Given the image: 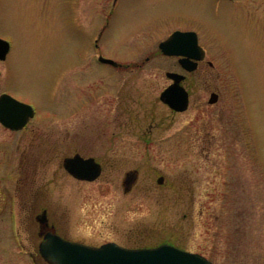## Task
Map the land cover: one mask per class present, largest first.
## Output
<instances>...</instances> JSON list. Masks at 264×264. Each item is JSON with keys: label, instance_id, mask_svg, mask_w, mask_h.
<instances>
[{"label": "rangeland", "instance_id": "374dc122", "mask_svg": "<svg viewBox=\"0 0 264 264\" xmlns=\"http://www.w3.org/2000/svg\"><path fill=\"white\" fill-rule=\"evenodd\" d=\"M110 1L0 0V37L10 45L0 62V93L35 111L21 133L0 125V264H32L38 228L23 211L40 207L56 233L86 245L170 244L213 264H264V0H122L94 48ZM240 17L254 31L235 55L221 43L230 49ZM152 20L159 25L156 42L174 27L200 30L206 54L183 83L190 101L183 113L158 99L170 84L165 72L181 71L173 59L141 58V73L93 60L98 49L104 58L129 62L142 42L134 31ZM123 92L135 101L128 109L138 110V119L116 112ZM211 93L218 95L213 104ZM61 101L68 108L63 116ZM78 101H94L95 112L85 103L76 112ZM76 120L80 135L89 133L83 135L90 149L81 155L97 157L101 176L69 177L58 167L65 153L57 152L51 163H38L37 183L23 184L24 166L37 164L30 156L26 162L39 153L28 149L31 141L39 143L43 130L71 131ZM132 170L136 179L124 192Z\"/></svg>", "mask_w": 264, "mask_h": 264}, {"label": "water", "instance_id": "95a60500", "mask_svg": "<svg viewBox=\"0 0 264 264\" xmlns=\"http://www.w3.org/2000/svg\"><path fill=\"white\" fill-rule=\"evenodd\" d=\"M159 48L166 55L180 56L178 60L186 71H193L197 62L203 58V51L197 45L194 32H174ZM9 50V43L0 38V61L4 60ZM99 61L116 65L111 59L99 57ZM165 76L172 80L159 95L162 103L170 109L182 112L187 108L188 93L180 84L184 76L167 72ZM209 103L217 101V95L211 93ZM33 110L7 94L0 95V123L17 130L22 128ZM63 167L67 173L78 180L94 181L100 174V166L93 158L79 155L64 159ZM136 171L125 174L122 182L123 191L127 192L136 178ZM158 183H161V178ZM47 241L40 246L42 256L51 264H212L198 254L179 250L170 245H161L150 249H126L115 243H106L100 247H88L68 242L57 236H46Z\"/></svg>", "mask_w": 264, "mask_h": 264}, {"label": "flooded vegetation", "instance_id": "af4514ba", "mask_svg": "<svg viewBox=\"0 0 264 264\" xmlns=\"http://www.w3.org/2000/svg\"><path fill=\"white\" fill-rule=\"evenodd\" d=\"M214 1L215 2L217 1V3H219V5H221V4H225L224 2H229L231 0H214ZM121 3H122V0H111L110 1V7L107 11L106 17L104 18V26L102 27V29L100 30L98 35L93 40L94 48L98 47L97 43L99 42L100 38H102L103 33L111 25V20L113 19V16L116 14L117 8L119 7V5ZM240 14H241L240 16L242 17L241 12H240ZM240 18L238 19V23L235 25L236 26L235 27V35L238 38H236V40L228 43V45L230 46V49L227 48L224 44L222 45V43H221V48L223 50H225L227 53H232V54L237 55L240 51H243V50H240V47H243L242 45L244 44V42L248 43L249 40H245V39L249 38L250 33H252L254 31L253 27H252V31H250L248 23H246V22L242 23L245 19H243V18L240 19ZM157 26H159V25L154 23L152 20V22H148L147 24H143L141 26V29H139L138 31H136V32L134 31L135 36L136 37L140 36L141 41H142V42H139L140 45L136 49V54L133 56H130L131 59L128 60L129 62L124 61L121 64L117 63L116 65H108V66L111 67V69H113L117 72H120V73L121 72H123V73H126V72L141 73L144 70V66L142 64L143 61L139 62V59L141 60V58H143L144 63H146L150 60L151 57H153V56L156 57V56L160 55L162 57L174 60V62H175L174 64H176L177 68L180 69L181 71H171V72H176V73L182 74L184 76V79L182 80L181 83H182L183 87L185 88L183 83L185 82L187 75H189V74L197 71L199 68H201L202 64H203L202 62L204 59L197 62V66L193 71L187 72V71L183 70V68L181 67V65L178 62L180 57L179 56L164 55L161 52V50L159 49V43L164 41L171 33L175 32V31H180V32L192 31V32H195V34H196L197 43L203 51V58H204L205 54H206V49H205V46L201 43L200 30L197 28H194V27H187V28L174 27L172 30H170V32L167 35H165L164 38H162L161 40L156 42V40H158V39H156V38H158L157 33H156ZM259 33L263 34L260 31H259ZM241 42H243L242 45L240 44ZM233 46H235V48H233L234 53L231 49V47H233ZM95 50L97 52L91 51V53L93 54V56H92L93 60H95V58H98L99 56H101L99 53V50L98 49H95ZM144 54H145V56L142 57V55H144ZM207 65L210 69L213 68V65L211 62H207ZM185 90L187 91L186 88H185ZM119 92H121V89ZM188 97H189V92H188ZM64 102L65 101H61V103H59L58 109L61 110V112L58 111L57 115L63 116V114H65L64 111H67L68 108L65 107ZM134 102L135 101H130L129 103L133 104ZM80 103L92 105L93 107L92 108L88 107L87 111L88 112H90V111L95 112L94 101H80ZM80 103L78 101V103L75 104L73 107L74 110H76V112L79 111L78 107L80 106ZM129 103H128L127 98H126V93L123 92V96L121 98H119V100L115 104L116 112H118L119 115H128L129 114V115H131V117L138 119V117H139L138 110L128 109ZM189 104H190V101H187L186 110L188 109ZM186 110H184L183 112H185ZM170 111L174 114L183 113V112L173 111L171 109H170ZM34 118H35V111H34L33 117L31 119H29V121L26 123V125L23 128H21L19 130H11V129H8V128L2 126L1 124L0 125L4 129H6L8 132L21 133L26 129L27 125ZM76 122H77V120H76ZM78 124H79L78 122L75 123V126L73 127V129L71 131H63V132L61 131L59 133V135H56L55 132H51L50 130H43L39 133V135H40L39 136L40 137L39 143H37L34 140L31 141L28 149L36 150L38 147L39 153H33V154L28 155L26 162L30 161L29 160V156H30L32 158L31 160L33 162L36 161L37 164H36V166L33 165V168L31 166H30V168L24 166L23 175H24L25 181L23 182V184H28V182H30V184H34L36 182V175H37L36 169H37L38 163H40V166L45 165L44 163H46V164L51 163V159L53 160L54 157H56V156H54V154H57V152L65 153L64 156L61 157L60 162L58 164V167L62 168L63 170H64V167H63L64 159L70 158L74 155H79L84 159L85 158H93L95 160V162L98 163L100 166V174L97 177V179L101 176L104 167H103L102 163L100 161H98L97 157H95V156H86L85 157V156L81 155L82 153H84L86 151V149H90V145L87 144V142L89 140L88 139L89 136L83 135L84 133H86V131H83V133L80 135V130H79ZM91 126H93V125L87 124L85 127H86V129H89V127H91ZM151 130H152V127L150 126L148 128V132L144 133V135L145 134L148 135L151 132ZM86 134H89V133H86ZM34 152H36V151H34ZM69 153H71V154L68 155ZM23 158H24V155H23ZM56 160H58V158ZM64 172L66 173V175L71 177V175H69L65 170H64ZM44 174L46 175L47 173H44ZM51 178H54L53 173H52ZM160 178H161V183L159 184L158 181ZM156 181H157L158 185H162L164 182V177L159 176L156 179ZM34 190L36 191V194L39 192V191H37L38 189H34ZM36 194H34V195H36ZM5 202H6V200H5ZM5 202H4V204H5ZM13 205H14V203L12 202L11 206L13 207ZM23 212L26 213L27 218L30 216L34 219V221L36 222L37 228H38L37 235L39 237V242L36 246L35 251L28 253L32 263L33 264H50L46 259H44L41 256V254L39 252L40 245L45 243V236L47 234L58 235L62 238H64V237L54 231L55 225L49 219V211L47 208L40 207L39 210H37V208L30 209V210L26 209ZM8 213L10 215L9 218L12 219V221H13V219L15 217L14 210L13 209L8 210ZM12 221H11V223H12Z\"/></svg>", "mask_w": 264, "mask_h": 264}]
</instances>
